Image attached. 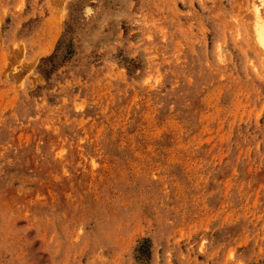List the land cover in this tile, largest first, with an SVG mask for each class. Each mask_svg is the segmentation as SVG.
<instances>
[{
  "label": "rangeland",
  "instance_id": "obj_1",
  "mask_svg": "<svg viewBox=\"0 0 264 264\" xmlns=\"http://www.w3.org/2000/svg\"><path fill=\"white\" fill-rule=\"evenodd\" d=\"M253 2L0 0V264H264Z\"/></svg>",
  "mask_w": 264,
  "mask_h": 264
},
{
  "label": "bare ground",
  "instance_id": "obj_2",
  "mask_svg": "<svg viewBox=\"0 0 264 264\" xmlns=\"http://www.w3.org/2000/svg\"><path fill=\"white\" fill-rule=\"evenodd\" d=\"M251 15L253 19V32L256 45L259 47L262 55L264 54V2L263 0H258V2L252 3ZM259 51V52H260ZM262 57V56H261Z\"/></svg>",
  "mask_w": 264,
  "mask_h": 264
}]
</instances>
